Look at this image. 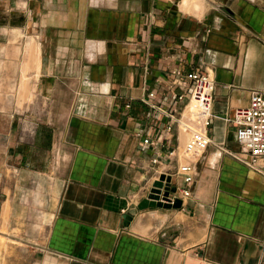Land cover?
Returning <instances> with one entry per match:
<instances>
[{"label": "crops", "instance_id": "0c3cea01", "mask_svg": "<svg viewBox=\"0 0 264 264\" xmlns=\"http://www.w3.org/2000/svg\"><path fill=\"white\" fill-rule=\"evenodd\" d=\"M178 3L0 0V37L18 29L39 44L34 96L76 82L65 95L78 101L69 138L60 135L69 163L42 264H264V160L247 163L224 119L264 89V0H228L202 18ZM175 69L179 81L193 69L215 81L211 144L181 208L140 209L162 173L186 187L171 154L183 139ZM55 133L37 127L33 142L18 143L16 169L29 167L25 146L53 147Z\"/></svg>", "mask_w": 264, "mask_h": 264}, {"label": "rangeland", "instance_id": "374dc122", "mask_svg": "<svg viewBox=\"0 0 264 264\" xmlns=\"http://www.w3.org/2000/svg\"><path fill=\"white\" fill-rule=\"evenodd\" d=\"M227 2L203 0L206 7L199 17ZM11 32L0 37V264H42L43 247L69 163L67 144L60 141V135L67 133L69 138V119L78 101L74 92L71 96L65 95L74 89L76 82L57 84L54 87L56 96H34L30 76L33 70L37 73L38 70L34 64L29 65L27 72L23 67V47L30 37L26 38L28 35L23 32L24 37L20 34L21 39H15ZM196 117L194 112L189 116L190 121L185 122L183 117L181 129L185 130V123L196 125L193 121ZM37 127L45 132L54 127L56 143L53 147L44 145L40 150L25 146L24 152L30 157L29 167L18 170L16 167L21 162L16 157L20 152L17 145L33 142ZM185 138L183 148L188 142ZM180 151L185 156L181 158L184 163L187 155ZM42 161H46L45 167Z\"/></svg>", "mask_w": 264, "mask_h": 264}, {"label": "built area", "instance_id": "2783aa9c", "mask_svg": "<svg viewBox=\"0 0 264 264\" xmlns=\"http://www.w3.org/2000/svg\"><path fill=\"white\" fill-rule=\"evenodd\" d=\"M173 73L177 77L174 83L180 90L173 96L174 113H178L177 126L180 128L186 109L193 104L194 108L190 114L193 112L196 114L197 117L193 121L197 128L192 129L188 124L185 128L189 132V140L186 144L187 160L184 163H181V158L185 159V156L181 155L180 147L177 146L171 152L177 162L175 175L181 178L186 186L180 189L172 181V186H176V192L169 195L171 203L176 198H181L184 202L191 196L198 163L211 144L209 130L215 117L213 112L215 81L210 73L207 70L193 69L186 73L185 80L180 81L178 78L183 74L182 70L175 69ZM224 119L236 126V140L242 152L251 157L247 163L252 167L258 166L260 161L264 160V89L253 90L249 104L236 108L233 113L226 114ZM143 142L146 146L155 145V141L150 138H145ZM153 163H158V159H153Z\"/></svg>", "mask_w": 264, "mask_h": 264}, {"label": "bare ground", "instance_id": "6f19581e", "mask_svg": "<svg viewBox=\"0 0 264 264\" xmlns=\"http://www.w3.org/2000/svg\"><path fill=\"white\" fill-rule=\"evenodd\" d=\"M178 7L182 10H185V12L187 11L188 13L197 15V16H202L203 15V10L205 9V5L203 3V0H181L178 3ZM14 35H15V39L18 38L21 34V31L16 29L13 31ZM92 45V44H91ZM92 47V46H91ZM23 53H24V63H23V67L27 70H25L26 72L29 71V65L34 64L35 69L38 70V73L40 72V47L39 44L36 42L35 38L30 37L24 44L23 47ZM23 69V68H22ZM31 69V68H30ZM24 72V70H23ZM24 74V73H23ZM31 93V92H29ZM32 94V93H31ZM192 108H194V105L191 104L185 111L184 113V120L185 122L189 119L190 113L192 111ZM188 125L191 126L192 129L197 128L196 125H192L191 123ZM185 126H187V123H185ZM195 127V128H194ZM184 128V127H183ZM182 131V141L184 142V138L186 137V134L188 135L189 132L185 129H181ZM189 138H185V140ZM182 142V143H183ZM186 147V145L184 146V148ZM180 150H184L183 148V144L182 147L180 146ZM186 152V151H185ZM182 153V152H181ZM158 215V214H157Z\"/></svg>", "mask_w": 264, "mask_h": 264}, {"label": "water", "instance_id": "95a60500", "mask_svg": "<svg viewBox=\"0 0 264 264\" xmlns=\"http://www.w3.org/2000/svg\"><path fill=\"white\" fill-rule=\"evenodd\" d=\"M173 12L175 13L176 11L174 10ZM174 192H176V186H172V176L162 173L159 178L153 182L148 196L139 203V208H181L183 204L181 198H176L173 203L170 201L169 195Z\"/></svg>", "mask_w": 264, "mask_h": 264}]
</instances>
